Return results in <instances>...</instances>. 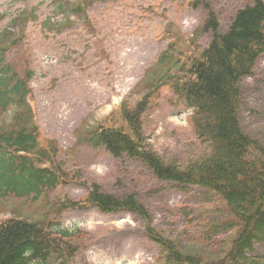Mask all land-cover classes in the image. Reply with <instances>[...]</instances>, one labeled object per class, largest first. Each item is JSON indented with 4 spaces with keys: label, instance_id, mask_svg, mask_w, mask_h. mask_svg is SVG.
<instances>
[{
    "label": "rangeland",
    "instance_id": "374dc122",
    "mask_svg": "<svg viewBox=\"0 0 264 264\" xmlns=\"http://www.w3.org/2000/svg\"><path fill=\"white\" fill-rule=\"evenodd\" d=\"M56 1L0 0V33L7 28H12L10 33H26L6 61L16 63L21 75L33 74L30 103L41 141H54L59 162L78 177L41 200H0V221L19 213L36 217L46 213L54 219L52 204L58 197L84 201L96 184L108 195H137L148 210L149 225L177 239L182 247L202 245L205 211L223 204L214 193L160 181L140 161L78 145L77 134L82 128L115 120L123 102L133 106L144 95L147 71L169 45L163 35L169 22L177 24L188 39H196L198 46L206 47L211 35L200 31L208 11H214L221 30L226 31L247 0H92L89 23L72 16V25L65 29L61 22L69 16L57 15ZM30 11L36 20L18 19V28L13 29L12 20ZM46 18L61 24L52 31L43 30ZM241 88L243 127L249 135L263 138L264 56ZM191 115L192 110L172 88L163 87L142 118L146 144L179 165L200 157L207 150L197 142ZM56 221L60 230L72 235L69 243L77 250L70 264H158L160 246L147 236V223L135 213H109L86 206L66 211ZM225 236L220 234L217 239ZM262 253L264 246L257 245L253 255Z\"/></svg>",
    "mask_w": 264,
    "mask_h": 264
},
{
    "label": "trees",
    "instance_id": "16d2710c",
    "mask_svg": "<svg viewBox=\"0 0 264 264\" xmlns=\"http://www.w3.org/2000/svg\"><path fill=\"white\" fill-rule=\"evenodd\" d=\"M91 3L80 0L70 6L67 0H57L55 12L81 15L87 24ZM23 13L11 23L18 18L36 20L34 11ZM54 26L50 19L43 22V30L59 27ZM7 32L0 33V200L36 201L78 176L59 162L54 141H41L30 103L33 74L21 75L16 63L6 61L25 35L7 41ZM200 32L211 35L206 47L169 22L163 30L169 45L147 71L142 98L133 106L123 103L115 120L80 129L77 144L140 161L160 181L214 193L223 204L204 213L200 228L204 243L182 247L177 239L149 225L148 210L137 195L120 198L93 184L84 201L58 197L52 204L54 219L46 213L41 218L19 213L0 221V264H70L77 250L69 243L72 235L60 230L56 220L66 211L86 206L143 217L147 236L160 246L158 264H264V253L253 255L257 245L264 246V137L249 135L241 121L242 82L253 76L264 56V0H247L226 31L209 10ZM168 86L192 110L190 124L197 142L207 150L184 165L166 161L143 136V115ZM220 234L226 236L218 240Z\"/></svg>",
    "mask_w": 264,
    "mask_h": 264
}]
</instances>
